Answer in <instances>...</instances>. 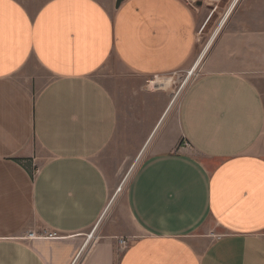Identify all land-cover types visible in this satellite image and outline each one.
<instances>
[{"label":"crops","instance_id":"obj_1","mask_svg":"<svg viewBox=\"0 0 264 264\" xmlns=\"http://www.w3.org/2000/svg\"><path fill=\"white\" fill-rule=\"evenodd\" d=\"M197 6L0 0V264H264V2L237 0L200 55ZM201 56L175 136L127 186L137 235L89 239L115 199L98 159L117 104L97 74L115 60L162 78ZM33 61L50 78L39 89L17 78Z\"/></svg>","mask_w":264,"mask_h":264},{"label":"rangeland","instance_id":"obj_2","mask_svg":"<svg viewBox=\"0 0 264 264\" xmlns=\"http://www.w3.org/2000/svg\"><path fill=\"white\" fill-rule=\"evenodd\" d=\"M16 1L28 11L36 13L50 0ZM97 1L110 10H113L117 2V0ZM260 1L264 2V0ZM232 2L233 0H190L192 7L197 8V4L200 3L203 8L199 22V55L222 22L223 13L235 0ZM206 58L194 74L192 69L196 62L193 67L159 78V82L166 79L170 81L169 87L163 91L148 87V82L152 78L142 80L120 70L115 60L109 62L97 74L98 81L111 92L116 101L118 123L113 141L98 159L101 169L114 188L112 199H115L101 224H98L99 227L95 226L89 234L93 233L95 240H100V236L107 232L117 235L120 240L129 241L137 233L126 205L127 186L141 162L148 156L150 146L159 138L172 140L175 136L181 100L186 89L204 73ZM17 78L26 84L32 82L36 89L45 85L50 79L36 61L31 62L17 74ZM163 115L165 118L162 119V124L158 125Z\"/></svg>","mask_w":264,"mask_h":264},{"label":"bare ground","instance_id":"obj_3","mask_svg":"<svg viewBox=\"0 0 264 264\" xmlns=\"http://www.w3.org/2000/svg\"><path fill=\"white\" fill-rule=\"evenodd\" d=\"M236 1L237 0H235V2L231 5V7L229 8V10H228V12H227V14L224 16V18H223V20H222V22H221V24L219 25V28H220V26H222V24H224V22L227 20V18H228V15L230 14V12H231V10H232V7L235 5V3H236ZM219 30V29H218ZM217 30V31H218ZM203 58H204V56H201L198 60H197V62L195 63V66H194V68L192 69V74H194V73H196L197 72V70H198V68H200V65H201V63L203 62ZM170 79V78H169ZM157 83V85H155V90L157 89V90H165L167 87H169V85H170V81H168L167 79H166V81H163V82H156ZM112 202H113V200H112ZM98 227H99V225H98Z\"/></svg>","mask_w":264,"mask_h":264},{"label":"built area","instance_id":"obj_4","mask_svg":"<svg viewBox=\"0 0 264 264\" xmlns=\"http://www.w3.org/2000/svg\"><path fill=\"white\" fill-rule=\"evenodd\" d=\"M175 74H176V73H175ZM158 80H159V77H154V78H152V80H150V81L148 82V87H149V88L152 87L153 89H155V85H157L156 82H158ZM93 236H94L93 233H92V235H89V239H92ZM47 237H48V238H51V239L58 238L57 234H50V235H48ZM27 238L35 239L36 236H35L34 233H30V234L28 235ZM120 244H121V246L125 247V246L127 245V241H126V240H120Z\"/></svg>","mask_w":264,"mask_h":264},{"label":"water","instance_id":"obj_5","mask_svg":"<svg viewBox=\"0 0 264 264\" xmlns=\"http://www.w3.org/2000/svg\"><path fill=\"white\" fill-rule=\"evenodd\" d=\"M123 1H125V0H117L116 7H119ZM199 5H201V4L199 3Z\"/></svg>","mask_w":264,"mask_h":264}]
</instances>
